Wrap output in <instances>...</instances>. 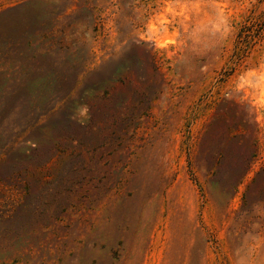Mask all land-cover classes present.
I'll return each mask as SVG.
<instances>
[{"label": "rangeland", "instance_id": "374dc122", "mask_svg": "<svg viewBox=\"0 0 264 264\" xmlns=\"http://www.w3.org/2000/svg\"><path fill=\"white\" fill-rule=\"evenodd\" d=\"M263 11L0 0V264H264Z\"/></svg>", "mask_w": 264, "mask_h": 264}, {"label": "trees", "instance_id": "16d2710c", "mask_svg": "<svg viewBox=\"0 0 264 264\" xmlns=\"http://www.w3.org/2000/svg\"><path fill=\"white\" fill-rule=\"evenodd\" d=\"M255 10V9H254ZM251 18V19H250ZM250 20V22H249ZM248 22L250 24H244L240 31L238 32V41H237V45L235 47V54L238 57V59H242L244 57V54L246 53V46L244 48L240 47L241 44H243L244 42H246L247 39H251L255 36H260L262 35V33L264 32V11L257 17H249ZM257 27V32L256 35H250L251 29L252 27Z\"/></svg>", "mask_w": 264, "mask_h": 264}]
</instances>
